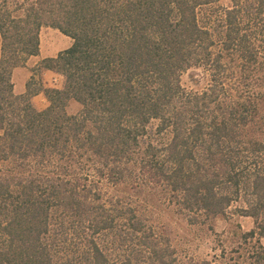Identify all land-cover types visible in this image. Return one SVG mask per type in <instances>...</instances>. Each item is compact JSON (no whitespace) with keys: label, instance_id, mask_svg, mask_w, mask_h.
I'll use <instances>...</instances> for the list:
<instances>
[{"label":"trees","instance_id":"1","mask_svg":"<svg viewBox=\"0 0 264 264\" xmlns=\"http://www.w3.org/2000/svg\"><path fill=\"white\" fill-rule=\"evenodd\" d=\"M44 26L72 44L17 93ZM0 35V264H182L143 215L159 190L192 224L253 218L236 233L264 264V0H0Z\"/></svg>","mask_w":264,"mask_h":264},{"label":"rangeland","instance_id":"2","mask_svg":"<svg viewBox=\"0 0 264 264\" xmlns=\"http://www.w3.org/2000/svg\"><path fill=\"white\" fill-rule=\"evenodd\" d=\"M222 5H230L231 0H220ZM72 39L60 30L51 26H44L41 30V52L31 57L25 66H20L16 72L17 86L20 87L26 80L32 79L31 69L36 67L43 57L56 56L61 50L69 47ZM34 82L45 86L62 88L65 78L62 74L49 70L37 71ZM27 81V82H28ZM209 82L207 73L201 68H191L182 75V84L190 90H200ZM37 109H44L48 105L45 94L39 93L32 98ZM81 104L71 100L68 111L76 114ZM2 166V165H1ZM122 188L125 186L122 185ZM118 188V190H117ZM112 193L122 194L119 187H111ZM165 192H148L144 198L143 215L149 222L158 228L176 249L180 262L186 263L190 259H209L214 264H248L246 250L253 243H242L236 233V224L239 221L245 231L255 226L253 218L236 217L227 218L219 216L212 222L192 224L184 213L177 210L174 203H169ZM264 244V238H262ZM239 254L242 256L239 260Z\"/></svg>","mask_w":264,"mask_h":264},{"label":"crops","instance_id":"3","mask_svg":"<svg viewBox=\"0 0 264 264\" xmlns=\"http://www.w3.org/2000/svg\"><path fill=\"white\" fill-rule=\"evenodd\" d=\"M1 45H2V43H1V35H0V55H1ZM44 58V57H43ZM20 67H17V68H15V70H14V72H13V80H14V83H15V91L17 92V93H23V92H25L26 91V84H27V81L28 80H26L25 82H24V84L23 85H21L20 87H18L17 86V82H16V72H18L17 70L19 69ZM50 72H53V71H51V70H49ZM54 74H55V72H54ZM251 218V217H250Z\"/></svg>","mask_w":264,"mask_h":264}]
</instances>
